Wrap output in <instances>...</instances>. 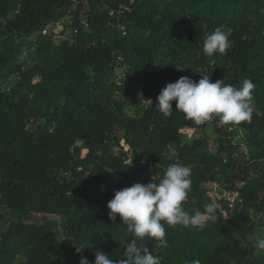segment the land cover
I'll return each instance as SVG.
<instances>
[{"label":"trees","instance_id":"16d2710c","mask_svg":"<svg viewBox=\"0 0 264 264\" xmlns=\"http://www.w3.org/2000/svg\"><path fill=\"white\" fill-rule=\"evenodd\" d=\"M221 26L232 48L207 57L204 36ZM202 75L251 79V122L196 125L175 102L170 117L155 108L168 83ZM175 162L192 168L189 212L213 185L237 197L201 229L145 240L161 264H264V0H0V264L120 259L138 241L107 203Z\"/></svg>","mask_w":264,"mask_h":264},{"label":"clouds","instance_id":"9594fccd","mask_svg":"<svg viewBox=\"0 0 264 264\" xmlns=\"http://www.w3.org/2000/svg\"><path fill=\"white\" fill-rule=\"evenodd\" d=\"M231 37V28H215L204 36L203 54L207 57L226 56L232 48ZM255 87L249 78H244L241 86L236 87L225 83L224 79L212 82L208 75H202L198 82L182 76L161 90L155 108L164 117H170L175 102V110L182 112L186 119L196 125L218 118L225 125L236 126L252 120ZM157 176H153L147 184L135 183L115 191L114 198L107 203L109 220L115 222L119 217L123 224L120 228L138 243L125 248L120 259L97 250L94 264H161L160 257L149 250L145 240L164 241L166 225L201 229L205 217L214 218L220 207L215 201L205 204L203 211L189 212L184 207L192 189L191 166L180 162L171 163L163 176L154 179ZM85 248L76 247L77 254L83 253ZM255 248L258 252H264V236L257 237ZM79 264L90 262L81 255ZM188 264L202 262L196 258L188 261Z\"/></svg>","mask_w":264,"mask_h":264},{"label":"rangeland","instance_id":"374dc122","mask_svg":"<svg viewBox=\"0 0 264 264\" xmlns=\"http://www.w3.org/2000/svg\"><path fill=\"white\" fill-rule=\"evenodd\" d=\"M50 31V29L47 30V33ZM62 39V38H61ZM60 41V39H56L55 43H58ZM18 78L14 77L13 80L11 81L12 84L17 83ZM185 135H186V139L187 140H191V139H198L202 137V133L200 131H192V130H188V131H184ZM206 136L208 137L209 141H210V147L211 149H213L212 147L215 145L214 141L217 139V135L214 131L213 127H210L206 130ZM85 154H83L84 156ZM141 182L143 183V180H141ZM218 188L216 185H213L211 188V192L208 194V198L210 199L209 202L211 201H215L220 205V200L226 201V202H233L234 199H236L237 195H234V197H232L229 193L221 190L218 191ZM219 209H221V205L219 207ZM218 209V210H219ZM49 220H47L50 223H53L55 225L58 224V218L56 217H48ZM61 221V220H60ZM264 232V230L262 231Z\"/></svg>","mask_w":264,"mask_h":264}]
</instances>
